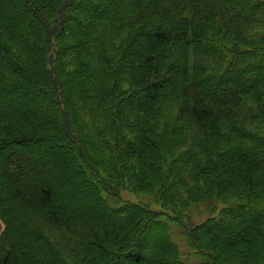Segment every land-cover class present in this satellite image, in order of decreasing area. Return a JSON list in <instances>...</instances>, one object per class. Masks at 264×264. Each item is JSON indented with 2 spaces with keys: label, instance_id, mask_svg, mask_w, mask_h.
<instances>
[{
  "label": "trees",
  "instance_id": "obj_1",
  "mask_svg": "<svg viewBox=\"0 0 264 264\" xmlns=\"http://www.w3.org/2000/svg\"><path fill=\"white\" fill-rule=\"evenodd\" d=\"M0 165V264H264V0H0Z\"/></svg>",
  "mask_w": 264,
  "mask_h": 264
},
{
  "label": "rangeland",
  "instance_id": "obj_2",
  "mask_svg": "<svg viewBox=\"0 0 264 264\" xmlns=\"http://www.w3.org/2000/svg\"><path fill=\"white\" fill-rule=\"evenodd\" d=\"M94 35L97 36L96 34H94ZM90 52H91V47L88 46V48L86 50V55L90 54ZM230 85H233L232 81H231ZM225 87L219 89V91H218V89H214L213 88L212 82L209 81V80H207L206 82H204V84L202 85L203 92L206 93V94H208V95H212V97H218V95H222V93L224 91H228L229 92L228 88L225 89ZM229 89H231V86L229 87ZM13 111H14V109H13ZM27 152H28L27 153V156L29 158H32V159H39L38 156H40V154H42V155H45V157L46 158H49V160H50V156H56V155L60 154L52 145L49 146V147L47 145H38V146L31 147V148L28 147ZM68 155H70L69 152H68ZM3 167H5V165H0V168H3ZM75 192H76V190L74 189V191H72L70 194H74ZM80 194H82L81 191H80ZM121 195L125 199H130V200H134V201L143 200L144 202L148 203V205L152 209H159L160 208L157 203L151 201L149 198L142 197V196H136L135 194H133V193L127 191V190L122 191L121 192ZM73 203H74V206L75 207H78L79 205L87 206L86 203L83 200H79V199L74 200ZM205 215H206L205 212L198 213L195 216V220H199L202 216L204 217ZM172 229H173V226H172ZM175 239L179 242L180 247L182 249V252H183L184 256L186 257L185 258L182 255L183 260L185 262L189 263V264H191L189 262V260L192 263L196 264V262L198 261V258L193 255L192 251L189 248H187L185 246V244H182L181 241L178 240V237L175 238ZM180 240H181V238H180Z\"/></svg>",
  "mask_w": 264,
  "mask_h": 264
}]
</instances>
